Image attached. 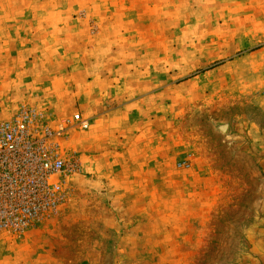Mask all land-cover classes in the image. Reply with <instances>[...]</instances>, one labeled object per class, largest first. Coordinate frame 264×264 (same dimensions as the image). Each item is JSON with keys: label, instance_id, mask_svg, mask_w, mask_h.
I'll return each mask as SVG.
<instances>
[{"label": "rangeland", "instance_id": "1", "mask_svg": "<svg viewBox=\"0 0 264 264\" xmlns=\"http://www.w3.org/2000/svg\"><path fill=\"white\" fill-rule=\"evenodd\" d=\"M19 11L55 22L0 31L24 41L0 47V121L90 129L60 140L66 202L3 234L0 264H264V0H0Z\"/></svg>", "mask_w": 264, "mask_h": 264}, {"label": "built area", "instance_id": "2", "mask_svg": "<svg viewBox=\"0 0 264 264\" xmlns=\"http://www.w3.org/2000/svg\"><path fill=\"white\" fill-rule=\"evenodd\" d=\"M52 121V114L36 107L0 121V237L35 227L67 200L74 168L60 140L69 127L88 131L90 121L77 114L58 129Z\"/></svg>", "mask_w": 264, "mask_h": 264}, {"label": "crops", "instance_id": "3", "mask_svg": "<svg viewBox=\"0 0 264 264\" xmlns=\"http://www.w3.org/2000/svg\"><path fill=\"white\" fill-rule=\"evenodd\" d=\"M17 13V12H16ZM24 13V12H23ZM115 14H113L111 17L112 19L110 20L109 24L114 27L116 26L117 28H125L126 27V15L122 13L121 10L115 11ZM54 16V15H53ZM58 18L61 17V20H58L61 23H64V27H69L71 26V13L70 12H63L62 14H57ZM39 18V19H38ZM81 20L85 21L83 18H81ZM54 21H47L46 20H40L39 17V11L35 12L34 14L32 12H30V14H22V12H18L17 15H0V31L3 32H7L4 31L6 29H9L12 33H16V38L17 36L19 37L20 34L22 33L23 29H31L34 30L35 27H42V28H48L50 27V25L54 24ZM99 22L101 23H106V25L108 24V22H104V20L99 19ZM18 33V35H17ZM6 37V34L4 35ZM23 42L22 40L19 39H15V40H5L3 41L2 39L0 40V47H4V48H23ZM108 124V122L106 121V118L103 120H94L93 121V133L92 135L95 136L97 134V132L103 127V125ZM144 148V147H143ZM150 151V148H144L143 152H147ZM145 163H149L147 160L143 163V169H139L138 171L135 172L134 177H142V178H147L150 176V168L147 167L145 169V166H147ZM146 181L143 179L142 183L139 185H135L134 184V188L132 189L133 192H139L145 191V183ZM142 187V189H141Z\"/></svg>", "mask_w": 264, "mask_h": 264}]
</instances>
